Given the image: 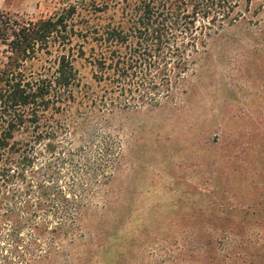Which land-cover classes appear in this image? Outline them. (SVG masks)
<instances>
[{"label": "rangeland", "instance_id": "rangeland-1", "mask_svg": "<svg viewBox=\"0 0 264 264\" xmlns=\"http://www.w3.org/2000/svg\"><path fill=\"white\" fill-rule=\"evenodd\" d=\"M70 1L0 0V10L37 20ZM254 28L229 29L172 98L99 113L65 136L62 156L78 168L61 170L58 185L86 206L78 264H264V40Z\"/></svg>", "mask_w": 264, "mask_h": 264}, {"label": "trees", "instance_id": "trees-1", "mask_svg": "<svg viewBox=\"0 0 264 264\" xmlns=\"http://www.w3.org/2000/svg\"><path fill=\"white\" fill-rule=\"evenodd\" d=\"M241 1L71 0L37 20L0 10V264H78L86 206L58 185L78 168L65 136L172 98L240 23L264 40V0Z\"/></svg>", "mask_w": 264, "mask_h": 264}]
</instances>
